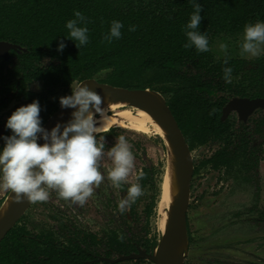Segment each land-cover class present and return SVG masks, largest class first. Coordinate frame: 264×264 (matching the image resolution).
I'll return each mask as SVG.
<instances>
[{"label": "trees", "instance_id": "1", "mask_svg": "<svg viewBox=\"0 0 264 264\" xmlns=\"http://www.w3.org/2000/svg\"><path fill=\"white\" fill-rule=\"evenodd\" d=\"M197 2L203 7L199 31L206 32L209 47L217 37L243 34L245 24L264 21V0ZM75 11L87 18L89 29V43L80 48L67 38L65 28ZM193 11L192 0H0V42L11 44L17 59L7 83L1 79L0 93L14 90L20 81L14 98L26 105L38 100L43 126L57 108L47 101L55 89L106 73L97 81L159 92L190 151L208 141L227 140L229 126L221 120L222 110L231 98L264 97V56L251 61L227 58L226 65V57L217 59L211 50L185 49L182 28ZM112 20L124 28L121 38L109 44L104 37ZM130 26L136 30L129 31ZM61 42L66 45L62 52L57 50ZM224 67L233 68L230 84L222 78ZM33 82L42 83L44 91L26 92ZM3 105L1 101L0 109ZM220 156L216 154L218 160ZM153 207L151 200L144 212L146 226L137 234L132 229L128 237L113 231L105 242L93 235L87 240L70 221L32 233L22 217L0 244V264H120L140 250L153 254L157 241L148 237ZM132 214L130 210L133 219Z\"/></svg>", "mask_w": 264, "mask_h": 264}, {"label": "rangeland", "instance_id": "2", "mask_svg": "<svg viewBox=\"0 0 264 264\" xmlns=\"http://www.w3.org/2000/svg\"><path fill=\"white\" fill-rule=\"evenodd\" d=\"M243 34L223 35L212 40L210 50L217 59L226 56L219 49L221 42L229 45L226 58L251 61L264 56V51L257 57L240 55L239 43ZM264 48V46H262ZM106 73L96 77L101 80ZM77 84V83H75ZM74 84V85H75ZM72 90V88H71ZM29 91L40 93L42 84L36 83L29 87ZM64 96L62 90H56L49 99L51 102ZM20 101H9L7 108L0 113L4 119L6 114L22 105ZM264 117V113H263ZM232 122L236 116L231 115ZM123 135L131 145L134 154V168L129 176L128 187L135 183V177L140 172L145 173L144 179L139 181L143 195L139 197L136 212L139 219L132 226L133 233L146 225L144 212L151 198L155 207L149 218V238H160V215L158 205L161 196V184L167 167L168 150L164 139L156 135H145L124 129H116L114 133L97 136L105 144V153L115 146L117 137ZM1 145V143H0ZM217 146L210 143L196 145L190 151L194 165H200L209 159ZM264 150V149H263ZM260 174L264 186V152L261 155ZM101 173L105 176L99 187L93 186V196L89 197L83 206L82 213L71 206L69 201L58 198L56 191L49 190L47 202L35 203L23 216V225L32 232L39 234L44 229H50L60 221H73L85 230L102 234L110 230H120L115 210L121 199L118 189L107 179V170L111 161L105 157L101 160ZM195 174V173H194ZM222 174L210 167L200 169L191 183L188 222L193 242L188 246L187 256L183 264H264V227L258 218L264 212L263 197L255 202L251 194L253 188H248L235 181H222ZM11 190H0V204ZM120 264H152L147 261L122 262Z\"/></svg>", "mask_w": 264, "mask_h": 264}, {"label": "clouds", "instance_id": "3", "mask_svg": "<svg viewBox=\"0 0 264 264\" xmlns=\"http://www.w3.org/2000/svg\"><path fill=\"white\" fill-rule=\"evenodd\" d=\"M194 11L182 31L186 37L185 49H195L198 53L210 51L209 39L199 31L203 19L202 5L192 0ZM74 18L66 22L67 38L77 42L80 48L89 43L87 18L80 12H74ZM124 24L118 20L110 22L105 40L110 44L120 39ZM130 26L129 31H135ZM264 21L247 23L239 43L240 55L257 57L264 51ZM66 45L61 42L58 51ZM229 45L221 42L219 49L227 57ZM228 64V59L224 60ZM223 80L232 83L233 68H223ZM71 95L59 98L62 108H72V119L63 125L56 124L51 131L42 127L40 104L38 100L18 107L8 117L5 127L11 135L0 137L4 146L0 148V190H11L17 202L25 199L33 204L44 203L49 199L50 191H56L58 198L71 201L81 207L93 196V186L99 187L105 176L100 171L101 160L107 156L111 167L107 170V179L117 189L128 183L134 168V154L125 136L117 137V143L105 153L104 138L97 136L107 131V109L102 108V98L87 85H71ZM94 110V111H93ZM96 114H100L103 126H97ZM42 139L43 144L38 140ZM145 173L140 171L135 183L126 189V195L118 201L117 210L124 214L143 195L139 181Z\"/></svg>", "mask_w": 264, "mask_h": 264}, {"label": "water", "instance_id": "4", "mask_svg": "<svg viewBox=\"0 0 264 264\" xmlns=\"http://www.w3.org/2000/svg\"><path fill=\"white\" fill-rule=\"evenodd\" d=\"M10 45L0 42V57L6 61L10 59L8 50ZM4 51V52H3ZM80 84L87 85L101 96L102 101L116 103L127 107L141 109L151 115L166 132L171 148L174 165V181L177 191L173 207L170 211L164 231L153 254L139 251L136 255L125 257V260L143 259L154 264H183L188 250L187 233V210L190 201V184L193 177V160L185 138L167 106L165 98L156 91L150 89H125L101 83L95 79L82 81ZM257 110H264V98H235L232 99L222 111V120L235 111L239 114L242 122ZM75 109H59L49 118L43 126L47 131L51 124L57 122L63 125L72 119ZM43 144L42 139L38 140ZM33 203L22 199L16 201L15 193L10 192L0 208V244L8 233L15 227L18 221Z\"/></svg>", "mask_w": 264, "mask_h": 264}, {"label": "flooded vegetation", "instance_id": "5", "mask_svg": "<svg viewBox=\"0 0 264 264\" xmlns=\"http://www.w3.org/2000/svg\"><path fill=\"white\" fill-rule=\"evenodd\" d=\"M4 43H7V42H4ZM7 44H9V43H7ZM9 45L11 46L10 49L8 50L10 59L8 61H6L5 58L0 57V64H5L3 67L2 74H0V82H1V79H3L4 84H6L7 80L9 79L8 72L11 69V66L17 62L16 57L13 55L15 48L12 47L11 44H9ZM16 50L18 52H21L20 48H16ZM24 52H26V51H24ZM17 80H18V78H17ZM36 83L38 84L40 82H33V83L28 84L27 88H26V92H32V91H29V87L33 84H36ZM14 88H15L14 90L8 91L4 95H2L0 93V102L3 101V104H4L0 109V113H2L7 108L8 103L11 100L20 101L21 103H23L22 105H26L25 100L14 98V95H18L20 93V81L16 82ZM42 89H43V85H42ZM56 90H62L64 92V96L69 95V94L71 95V93H72L71 87L67 88V89L58 88V89H55V91L51 95L47 96V101L50 104L57 103V108L54 111H52V114L49 115V118L60 107L59 99L54 100L53 102H51L49 99L51 96L55 95ZM43 91H44V89H43ZM42 92H40V93H42ZM32 93H34V92H32ZM40 93H36V94H40ZM235 98H241V97H235ZM235 98H231L227 102V104L232 99H235ZM244 98H248V97H244ZM260 98H264V97H260ZM248 99L252 100L255 98H248ZM16 109L17 108L8 112L4 119L0 118V137L6 136V135H11V131L6 129L5 124H6L8 117ZM263 113H264V110L255 111L248 118V120L246 122H242L239 114L235 111L231 112L225 120H222V116H221L222 122H225L226 120L228 121L229 130H228L227 136H228V139L229 138L230 139L229 140L228 139L227 140H221V141H217V142H214V141H208L207 142V143H210V145H212V146H217V149L214 151V153L212 154V156L209 159L203 161L199 166L198 165L196 166L193 164L194 170H193L192 179L194 178L195 174H197L200 171V169L205 168V167H210L213 171H217V172L222 174V177H223L222 181H226L229 179L228 181L239 182L240 184H242L245 187H248V188L252 187L253 193L251 194V197H252V199L255 200V202L259 201V203H260V201L263 197L262 195H263V188H264L263 182L261 179L262 175L260 174V161L262 159L261 155L264 152V150H263L264 149V117H263ZM233 114L236 116V119H237L235 122H232L231 115H233ZM49 118L47 119V121L49 120ZM112 130H110L109 132H106V133L112 134L115 132L116 129H112ZM103 134H105V133H103ZM99 135H101V134H99ZM0 143H1L0 148H2L4 146L3 139H0ZM207 143H205V144H207ZM217 153H220V155H221L219 160L216 158ZM191 183H192V180H191ZM127 187L128 186L125 184L122 189L117 190L121 195V199L126 195ZM191 189H192V187L190 184V191H191ZM10 192L8 193V195L10 194ZM7 196L5 197L4 200H6ZM4 200L1 202L0 208H1V205L4 203ZM151 200H154V199L151 198ZM151 200L147 203V205L151 202ZM138 202H139V199L124 214H120L119 211L117 210V207H116L115 215L118 217L119 228H121V231L113 229V230H110L109 232H103L102 234H96L94 232L85 230L84 228H82L81 226L76 224V222H73V221H70V222H72L75 225L76 230H78L82 234V236L87 237V240H89L91 238V236L93 235L97 238V240L99 242H105L107 240V236L110 235L111 232H113V231H115L120 236H123L124 232H126L127 237H128L127 231H129V229H132L134 231L135 229L132 227V226H134L133 223L134 222L136 223V221L138 220V219H136V214H137L136 207H137ZM69 203H71V201H69ZM189 205H190V201H189ZM189 205H188V210H189ZM71 206H73L80 213H82L83 207H81L77 204H72V203H71ZM154 207H155V201H154ZM154 207H153V209H154ZM153 209H152V211H153ZM130 210H133V214H132L133 219L129 215ZM188 210H187V233H188V246L190 247V245L193 242V237H192V234H191L190 228H189ZM258 221L261 222L263 224V227H264V212H261V215L258 218ZM60 222L65 223V222H69V221H65V222L60 221ZM125 237H126V235H125ZM148 237H150V236H148ZM154 238H156V237H154ZM160 238H156L157 245H158V242L160 241ZM141 251H143V250H141ZM139 260H143V259H139ZM129 261L136 262L137 260H129ZM147 262H150V261H147ZM150 263H152V262H150ZM152 264H154V263H152Z\"/></svg>", "mask_w": 264, "mask_h": 264}, {"label": "bare ground", "instance_id": "6", "mask_svg": "<svg viewBox=\"0 0 264 264\" xmlns=\"http://www.w3.org/2000/svg\"><path fill=\"white\" fill-rule=\"evenodd\" d=\"M101 107L107 109L108 116L107 131H103L101 134L109 132L112 129H124L145 135H156L164 139L168 150V161L166 170L164 172V180L161 184V196L158 205V213L160 215L159 230L163 232L177 193L175 189L173 173L174 165L171 155V148L169 145V139L166 136V132L151 115L141 109L127 107L106 101H102ZM95 118L98 121L97 126H103V121L100 118V114H96ZM56 124L57 122H53L51 124L49 132L53 127L56 126Z\"/></svg>", "mask_w": 264, "mask_h": 264}]
</instances>
